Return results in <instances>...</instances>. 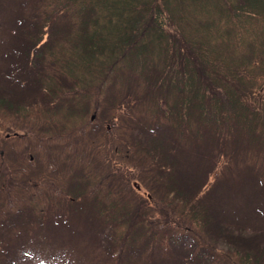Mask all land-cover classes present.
I'll list each match as a JSON object with an SVG mask.
<instances>
[{"label": "trees", "instance_id": "16d2710c", "mask_svg": "<svg viewBox=\"0 0 264 264\" xmlns=\"http://www.w3.org/2000/svg\"><path fill=\"white\" fill-rule=\"evenodd\" d=\"M3 75L0 264H264V0H0Z\"/></svg>", "mask_w": 264, "mask_h": 264}]
</instances>
